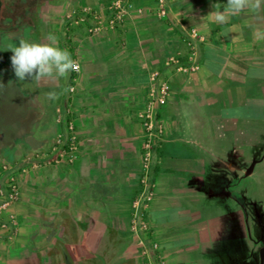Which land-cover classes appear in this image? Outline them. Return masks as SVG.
Wrapping results in <instances>:
<instances>
[{
    "label": "crops",
    "instance_id": "1",
    "mask_svg": "<svg viewBox=\"0 0 264 264\" xmlns=\"http://www.w3.org/2000/svg\"><path fill=\"white\" fill-rule=\"evenodd\" d=\"M110 2L37 4L32 26L43 28V42L56 36L80 71L40 84L15 79L28 117L12 147L0 136L1 157L21 191L2 214L0 264H229L253 255L259 236L247 228L243 180L264 151H247L252 144L243 141L264 135V4L219 25L208 15L217 3L223 11L227 0H168L166 19L156 17L154 0H129L127 18L112 29ZM191 43L195 71L166 66L175 54L190 64ZM154 72L171 94L158 109L164 134L153 154L145 233L133 215L141 192V115ZM53 90L59 95L50 100L45 94ZM66 110L78 152L55 163L57 136L67 135L58 117Z\"/></svg>",
    "mask_w": 264,
    "mask_h": 264
},
{
    "label": "built area",
    "instance_id": "2",
    "mask_svg": "<svg viewBox=\"0 0 264 264\" xmlns=\"http://www.w3.org/2000/svg\"><path fill=\"white\" fill-rule=\"evenodd\" d=\"M155 15L158 19H166L168 17V0H154ZM110 19L108 20V27L117 28L128 16L130 10L129 0H111L109 7ZM100 27H96L93 31L99 30ZM191 37L197 41H203V37L199 35L196 30L191 31ZM197 53L196 46L191 43L190 55L188 56L189 63L184 65L178 54L168 57L166 60V66L176 67L178 71L189 72L195 71L198 66L195 61ZM75 74L79 72H74ZM159 72L152 74V90L149 95V101L145 108V111L141 115V119L144 124L145 136L141 145L142 152V174L140 177L141 192L134 203V215L133 223L138 231L147 233L149 225L146 221V210L148 205L154 196V183L152 180V160L154 150L158 142L162 139L164 134V127L162 120L158 117V109L164 105L170 94L171 86L166 79H161L157 82ZM70 91V96L74 94L75 88ZM60 120L65 118V124L67 129V135L60 134L57 136L53 151L56 153L55 163H59L64 157L74 159L78 152V136L76 133L75 125L70 115V111L66 110L63 113H59ZM2 205L0 211L4 210L7 206L17 203L20 200L21 191L16 174L11 173L1 190ZM8 225V224H6ZM8 232L12 235L14 232V226H9ZM151 250L158 251V245L152 244ZM148 253V252H147ZM149 256V254H148ZM148 264H164L162 261H153L152 259Z\"/></svg>",
    "mask_w": 264,
    "mask_h": 264
},
{
    "label": "rangeland",
    "instance_id": "3",
    "mask_svg": "<svg viewBox=\"0 0 264 264\" xmlns=\"http://www.w3.org/2000/svg\"><path fill=\"white\" fill-rule=\"evenodd\" d=\"M19 30L14 33H6L4 36V49L2 53H0V82L4 84L2 88H0V136L4 135L6 146H13L14 137L18 133V127L21 122V119L26 120L28 115L27 111L23 110V101L24 95L17 94L15 90V74L11 67L10 57L12 53L7 51L8 46L11 44H18L20 39H27L33 42H43V34L44 30L41 27L37 29L35 27H30L28 25H18ZM37 30V33H36ZM33 90V89H32ZM33 92V91H31ZM26 99V98H25ZM27 100V99H26ZM21 103V104H20ZM244 144L252 146L247 151H252L253 153L260 151H264V135L260 136H245ZM242 142V140H241ZM6 147V149H9ZM3 150L2 145H0V152ZM257 154H254V156ZM0 153V206L2 205V196L1 190L5 184L7 177L13 173L11 162H4ZM11 156V155H10ZM254 161H259L256 163L252 170H246V174L249 177L244 178V190L246 193H254V195L259 199L261 196V185L262 178L264 179V173L259 172L261 170L264 172V154L259 155ZM248 166V163H246ZM254 182L256 186H254ZM264 184V183H263ZM252 187V188H250ZM264 205V201H263ZM4 210L0 211V223L3 220L2 214ZM262 222V224H261ZM248 229L252 233L253 238L259 236V243L256 246L255 252L252 255L251 253H245V256L241 257L238 261L233 259H229V264H260V253L263 247V243L261 240L262 232L264 228V214L259 211L249 210L248 209ZM259 252V255H258Z\"/></svg>",
    "mask_w": 264,
    "mask_h": 264
},
{
    "label": "clouds",
    "instance_id": "4",
    "mask_svg": "<svg viewBox=\"0 0 264 264\" xmlns=\"http://www.w3.org/2000/svg\"><path fill=\"white\" fill-rule=\"evenodd\" d=\"M264 0H227L221 11V4L213 5L214 11L209 17L219 25H226L232 15H237L246 9L258 11ZM7 51L12 53L10 57L11 67L18 81L34 82L40 84L44 81H56L59 78L67 79L71 73L79 72L80 65L75 61L67 49H62L57 43V37L49 35L47 42H33L20 39L18 44H11ZM4 84L0 82V88ZM73 89L65 88L64 92ZM48 99L55 100L59 93L55 90L45 94Z\"/></svg>",
    "mask_w": 264,
    "mask_h": 264
},
{
    "label": "flooded vegetation",
    "instance_id": "5",
    "mask_svg": "<svg viewBox=\"0 0 264 264\" xmlns=\"http://www.w3.org/2000/svg\"><path fill=\"white\" fill-rule=\"evenodd\" d=\"M48 0H0V53L5 50L4 36L19 30L18 25L32 26L35 21L37 4ZM248 228V224H247ZM250 232V229H248ZM252 235V233L250 232ZM260 241L255 240V243Z\"/></svg>",
    "mask_w": 264,
    "mask_h": 264
},
{
    "label": "trees",
    "instance_id": "6",
    "mask_svg": "<svg viewBox=\"0 0 264 264\" xmlns=\"http://www.w3.org/2000/svg\"><path fill=\"white\" fill-rule=\"evenodd\" d=\"M261 155L262 154H260V156ZM259 172L261 173V175H262V173H264L261 170H259ZM262 182L264 183V179L263 178H262ZM263 183H260L262 188H261V196H260L259 199L254 195V193H249L248 194V193L245 192V215H246L245 217H246V223H247V218H248V209L249 210L251 209V210H254V211L256 210V211H259L260 214L261 213L264 214V205H263V201H264V184ZM254 184H255L254 186H256L255 182H254ZM245 188H246V185H245ZM250 188H252V187H250ZM258 255H259V252H258Z\"/></svg>",
    "mask_w": 264,
    "mask_h": 264
},
{
    "label": "water",
    "instance_id": "7",
    "mask_svg": "<svg viewBox=\"0 0 264 264\" xmlns=\"http://www.w3.org/2000/svg\"><path fill=\"white\" fill-rule=\"evenodd\" d=\"M259 161H253V163L251 164V170L254 168V166L256 165V163ZM262 224V222H261ZM262 243H263V247L260 253V264H264V228H263V232H262V237H261Z\"/></svg>",
    "mask_w": 264,
    "mask_h": 264
}]
</instances>
